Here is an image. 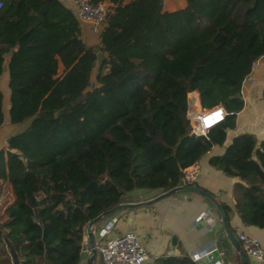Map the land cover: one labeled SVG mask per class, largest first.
<instances>
[{"label": "trees", "instance_id": "trees-1", "mask_svg": "<svg viewBox=\"0 0 264 264\" xmlns=\"http://www.w3.org/2000/svg\"><path fill=\"white\" fill-rule=\"evenodd\" d=\"M105 1L94 47L62 0H1L0 128L5 115L30 120L0 148V195L4 183L12 192L0 213V264H13L11 249L19 264H79L90 219L193 184L183 168L224 144L243 79L264 54V0H186L173 10L163 0ZM191 90L201 106L227 112L206 135L191 132ZM208 162L241 180L235 210L264 228V139L235 134ZM222 239L223 261L237 260ZM152 264L200 263L163 254Z\"/></svg>", "mask_w": 264, "mask_h": 264}, {"label": "crops", "instance_id": "crops-1", "mask_svg": "<svg viewBox=\"0 0 264 264\" xmlns=\"http://www.w3.org/2000/svg\"><path fill=\"white\" fill-rule=\"evenodd\" d=\"M128 1L124 0V2ZM62 2L73 9L72 0H62ZM163 4L164 9L173 10L185 6L186 0H164ZM106 5L111 7V3L108 1H106ZM80 27L81 37L88 45L96 47L98 32L93 29L91 23L80 22ZM263 82L264 54L254 61L251 71L243 79L241 86L243 107L236 112L235 126L227 130L224 144L214 145L211 150L187 166L186 169L196 165L198 172L193 180L194 183L191 185H197L208 190L222 203L230 207L229 222L236 235L238 233L249 234L259 239L264 245V228L244 223L235 210L234 184L241 180L237 176L225 174L208 162L209 156L221 153L235 134L248 132L255 136L257 142L264 139ZM194 93L199 102L197 92L194 91ZM148 196H141V200ZM202 213L211 214L212 221L199 220L198 216ZM115 215H118L119 219L114 233L127 229L135 230L148 254V258L152 257V260L145 264H152L156 257L163 254L189 255L193 251L207 250L213 243H216L223 251L221 242L224 241L222 237L225 236V233L221 227L218 212L210 201L193 190H178L152 203L138 204L117 210ZM105 219L98 222L95 228ZM172 235L176 237L174 245L171 244ZM86 252L83 249L79 264H84ZM217 255V252H210L208 256L202 257L199 263L206 264ZM221 257L224 258V253ZM230 261L224 262L229 264ZM234 261L239 264L238 259ZM249 264H264V262L249 259Z\"/></svg>", "mask_w": 264, "mask_h": 264}, {"label": "built area", "instance_id": "built-area-1", "mask_svg": "<svg viewBox=\"0 0 264 264\" xmlns=\"http://www.w3.org/2000/svg\"><path fill=\"white\" fill-rule=\"evenodd\" d=\"M164 1V0H163ZM73 11L80 22L91 23L93 29L98 32L106 12V1L91 2L90 0H72ZM1 5V0H0ZM193 99L188 97L186 115L190 120L191 132L198 135H206L210 126L223 119L227 113L223 106L217 104L207 108L200 105L191 90ZM183 168L184 179L191 183L197 176L198 168L196 165L190 169ZM185 170V171H184ZM199 220L212 221L211 214L202 213L198 216ZM118 215L115 212L107 217L98 227L95 228V246L97 255L101 257L103 264H142L148 254L142 245L135 230L127 229L122 232L114 233L118 223ZM237 239L240 241L248 259L264 262V245L254 236L246 233H238ZM85 251H88V243L85 239ZM217 252V257L209 260L206 264H225L222 259L223 251L213 243L207 250L190 252V257L194 261H200L202 257L208 256L210 252ZM229 264H237L231 260Z\"/></svg>", "mask_w": 264, "mask_h": 264}, {"label": "water", "instance_id": "water-1", "mask_svg": "<svg viewBox=\"0 0 264 264\" xmlns=\"http://www.w3.org/2000/svg\"><path fill=\"white\" fill-rule=\"evenodd\" d=\"M194 134V133H192ZM182 189H187V190H193L195 192L200 193L203 195L208 201H210L215 209L218 212L219 219L221 222L222 229L225 233V237L227 242L231 245V247L237 252L238 255V263L239 264H249V259L244 251L240 241L237 239L235 234L233 233L230 222H229V217L227 215V212L225 211L223 207V203L211 192H209L206 189H203L202 187H199L197 185H184L180 184L177 186H174L170 189H167L165 191H162L154 196H151L146 199L138 200V201H129V202H120L114 205L113 207L106 209L102 212H100L98 215L93 217L92 219L89 220L86 228H85V239L88 243V251L86 252L85 258H84V264H96L97 261V251H96V246H95V224L98 220H100L102 217L109 213L116 212L117 210L121 208H128V207H133L138 204H148L152 203L160 198H163L165 196H168L178 190ZM176 242V237L175 235H172L171 237V244L174 245ZM221 244L223 246L226 245L225 241H222ZM10 254L13 259V264H19V259L17 257V254L14 250H10ZM152 260V257L147 258L142 264H145L146 262H149Z\"/></svg>", "mask_w": 264, "mask_h": 264}, {"label": "rangeland", "instance_id": "rangeland-1", "mask_svg": "<svg viewBox=\"0 0 264 264\" xmlns=\"http://www.w3.org/2000/svg\"><path fill=\"white\" fill-rule=\"evenodd\" d=\"M99 58H101L100 52L98 54V60H99ZM61 70H62V65L59 64L58 74L61 72ZM91 81L94 82V73L91 75ZM6 82H7V71L5 68V70L3 71V73L0 77V84L4 90L5 96H6ZM192 95H193L192 91H189L188 97L193 99ZM195 99L196 100H194V101H195V104L197 105L196 96H195ZM6 108H7V105H5V110H6ZM5 113H6V111H5ZM29 120H30V118H27L22 123H20L18 125H13L8 121V117L5 115V121L3 122V124L0 128V148L5 146V140H6L7 136H9L10 134H15L17 132L22 131L27 126V124L29 123ZM4 185H5V187L3 186L4 188H3L2 194L0 195V213L2 212L4 206L8 203V201H10L12 199V192H11L9 184L4 183ZM135 193H136V191L134 192V194ZM96 263L103 264V261H102L100 255L98 256Z\"/></svg>", "mask_w": 264, "mask_h": 264}]
</instances>
